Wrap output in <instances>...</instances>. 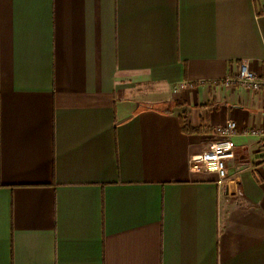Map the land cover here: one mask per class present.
Returning a JSON list of instances; mask_svg holds the SVG:
<instances>
[{"label":"crops","instance_id":"0c3cea01","mask_svg":"<svg viewBox=\"0 0 264 264\" xmlns=\"http://www.w3.org/2000/svg\"><path fill=\"white\" fill-rule=\"evenodd\" d=\"M264 0H0V264H264ZM238 123L230 179L191 158Z\"/></svg>","mask_w":264,"mask_h":264},{"label":"built area","instance_id":"2783aa9c","mask_svg":"<svg viewBox=\"0 0 264 264\" xmlns=\"http://www.w3.org/2000/svg\"><path fill=\"white\" fill-rule=\"evenodd\" d=\"M264 14V11H263ZM236 83L242 85L245 89L259 92L264 87V75L251 68L249 62L245 61L240 65L239 72L235 77H229L225 80L227 86ZM238 123L234 120L215 128V134L219 139L213 142L209 148L191 158V167L193 170H205L214 172L218 175L219 183L226 184L230 179L229 162L236 157V148L233 137L237 134ZM252 134L264 136L263 130H249Z\"/></svg>","mask_w":264,"mask_h":264}]
</instances>
